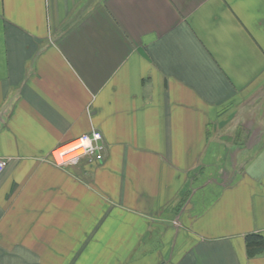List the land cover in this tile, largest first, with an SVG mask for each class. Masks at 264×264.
I'll return each mask as SVG.
<instances>
[{"label": "crops", "instance_id": "1", "mask_svg": "<svg viewBox=\"0 0 264 264\" xmlns=\"http://www.w3.org/2000/svg\"><path fill=\"white\" fill-rule=\"evenodd\" d=\"M0 157V264H264V0H0Z\"/></svg>", "mask_w": 264, "mask_h": 264}, {"label": "built area", "instance_id": "2", "mask_svg": "<svg viewBox=\"0 0 264 264\" xmlns=\"http://www.w3.org/2000/svg\"><path fill=\"white\" fill-rule=\"evenodd\" d=\"M75 141L78 142L77 145L59 154V157L62 158L63 156L69 153L78 152L76 155L69 158L68 160H61L58 162L55 156L53 155L54 151L51 152V160L55 165L64 166L67 164L77 163L81 158L84 157L96 161L102 160L104 146L102 142V135L99 131L93 130L88 134H83ZM81 149H83V151H81ZM3 168H4V161L3 158L0 157V173L2 172Z\"/></svg>", "mask_w": 264, "mask_h": 264}, {"label": "trees", "instance_id": "3", "mask_svg": "<svg viewBox=\"0 0 264 264\" xmlns=\"http://www.w3.org/2000/svg\"><path fill=\"white\" fill-rule=\"evenodd\" d=\"M247 253L255 256L264 253V239L260 234L249 233L244 237Z\"/></svg>", "mask_w": 264, "mask_h": 264}, {"label": "bare ground", "instance_id": "4", "mask_svg": "<svg viewBox=\"0 0 264 264\" xmlns=\"http://www.w3.org/2000/svg\"><path fill=\"white\" fill-rule=\"evenodd\" d=\"M77 144H78V142L75 141V142H72V143H70V144H68L66 146H63V147L55 150L53 155L55 156V158L57 159L58 162L61 161V160H68L69 158H71L74 155H76L78 152L69 153V154L63 156L62 158L59 157V154L69 150L70 148L74 147Z\"/></svg>", "mask_w": 264, "mask_h": 264}, {"label": "rangeland", "instance_id": "5", "mask_svg": "<svg viewBox=\"0 0 264 264\" xmlns=\"http://www.w3.org/2000/svg\"><path fill=\"white\" fill-rule=\"evenodd\" d=\"M231 110V109H230ZM61 262H64L65 260H67V258H60ZM62 264V263H61Z\"/></svg>", "mask_w": 264, "mask_h": 264}, {"label": "clouds", "instance_id": "6", "mask_svg": "<svg viewBox=\"0 0 264 264\" xmlns=\"http://www.w3.org/2000/svg\"><path fill=\"white\" fill-rule=\"evenodd\" d=\"M81 151H83V149H81Z\"/></svg>", "mask_w": 264, "mask_h": 264}]
</instances>
